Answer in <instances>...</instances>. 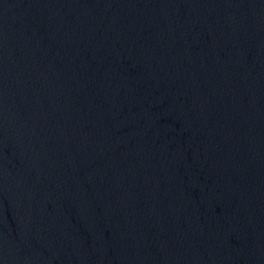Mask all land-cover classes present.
Segmentation results:
<instances>
[{
  "label": "water",
  "instance_id": "water-1",
  "mask_svg": "<svg viewBox=\"0 0 264 264\" xmlns=\"http://www.w3.org/2000/svg\"><path fill=\"white\" fill-rule=\"evenodd\" d=\"M0 264H264V0H0Z\"/></svg>",
  "mask_w": 264,
  "mask_h": 264
}]
</instances>
